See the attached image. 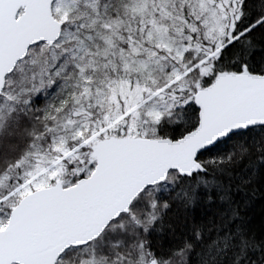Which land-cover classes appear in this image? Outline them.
Wrapping results in <instances>:
<instances>
[{
  "label": "snow or ice",
  "instance_id": "snow-or-ice-1",
  "mask_svg": "<svg viewBox=\"0 0 264 264\" xmlns=\"http://www.w3.org/2000/svg\"><path fill=\"white\" fill-rule=\"evenodd\" d=\"M0 264H264V0H0Z\"/></svg>",
  "mask_w": 264,
  "mask_h": 264
}]
</instances>
